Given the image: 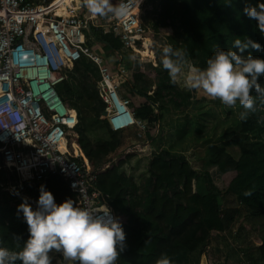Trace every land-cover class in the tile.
Returning <instances> with one entry per match:
<instances>
[{"label":"trees","instance_id":"trees-1","mask_svg":"<svg viewBox=\"0 0 264 264\" xmlns=\"http://www.w3.org/2000/svg\"><path fill=\"white\" fill-rule=\"evenodd\" d=\"M256 2L144 0L142 26L156 35L162 29H171L172 35L164 37V45L180 49L192 68H205L217 48L228 50L237 38L245 40L249 37L259 43L261 51H249L255 57L264 58V35L257 29V21L243 14L245 3L254 6ZM98 17L95 15L94 18ZM99 32L93 29L89 37L102 43L101 54L110 66L112 63L115 68L112 70L123 66L129 72L130 83L125 87L131 95H139L148 101L135 112L147 119L150 126L161 125V115L168 105L179 109L195 106L201 113L207 112L201 100L171 81L160 62L163 53L156 54L157 67L148 65L156 75L152 80L141 71L138 62L137 70L132 72V64L127 61L132 53L125 50L119 40L112 35L101 37ZM93 48L97 50L95 46ZM67 75L68 79L56 87L57 92L78 113L79 146L92 167L100 168L124 146L123 134L112 131L108 122L100 119L105 105L96 88L100 79L98 69L83 59ZM259 83L264 86V76ZM252 95L254 99L257 97L254 91ZM176 134L177 139L151 159L142 196H137L140 189L134 177L128 176L134 155L126 156L97 179L99 190L108 197L116 215L127 221L123 224L126 247L116 264H156L162 254H167L173 264H200L202 251L212 240V234L233 236L243 212L255 229V239L260 241L256 244L249 240V247L255 251L250 253L248 260L253 264H264V103L255 99L254 110L248 111L246 119H234L223 129L218 143H208L202 153V174L185 156L188 151L186 136L179 131ZM132 136L137 138V133L133 131ZM146 139L151 146L158 144L150 133ZM74 151L76 157L83 156L76 145ZM136 165L140 167L139 163ZM226 175H232V179L227 188L220 191L214 177ZM10 182L14 183L2 170L0 239L5 241V247L20 250L28 238V226L22 214L17 217L16 209L25 196L35 204L40 187H29L23 195H14L7 190ZM44 185L58 204L68 198L77 203L62 178L52 177Z\"/></svg>","mask_w":264,"mask_h":264},{"label":"built area","instance_id":"built-area-1","mask_svg":"<svg viewBox=\"0 0 264 264\" xmlns=\"http://www.w3.org/2000/svg\"><path fill=\"white\" fill-rule=\"evenodd\" d=\"M142 3L124 19L112 15L95 19L84 0H71L69 5L65 0H0V171L14 181L9 192L23 195L29 187L38 189L52 177H60L78 206L98 213L110 209L118 217L99 190L97 179L147 144H135L121 156L117 152L95 169L77 138L75 145L83 156L75 157L67 143L78 136L79 116L56 87L85 59L99 71L96 88L105 105L100 119L114 132L135 131V141L145 140L148 133L154 136L148 120L138 116L131 102L121 96L129 72L123 66L113 71L89 37L97 29L144 59L146 41L151 40L142 26ZM62 6L67 14L59 16L57 9ZM150 51L155 55V45ZM55 255L62 260L61 253Z\"/></svg>","mask_w":264,"mask_h":264},{"label":"clouds","instance_id":"clouds-1","mask_svg":"<svg viewBox=\"0 0 264 264\" xmlns=\"http://www.w3.org/2000/svg\"><path fill=\"white\" fill-rule=\"evenodd\" d=\"M84 3L93 15L110 13L124 19L134 7H140L142 0H135V3L133 0H117L116 3L112 0H84ZM243 14L257 21L256 27L264 35V0H257L254 6L245 3ZM250 49L261 51L262 46L247 37L245 40L235 39L228 50L217 48L205 68L191 69L186 83L229 107L238 102L245 109L240 118L246 119L248 111L254 110L255 99L264 103V86L259 83L264 76V58L253 56ZM160 62L175 83L186 59L180 49L168 45L163 48ZM253 91L257 94L255 99ZM39 192L35 208L26 196L17 206V217L22 214L28 226V238L20 250L5 247V241L0 239V264H53L55 253L62 254V260H56V264H116L125 250L126 234L121 220L110 209L98 213L78 206L71 198L58 204L46 185H41ZM12 194L20 195L18 191ZM156 264H173V260L162 254Z\"/></svg>","mask_w":264,"mask_h":264},{"label":"rangeland","instance_id":"rangeland-1","mask_svg":"<svg viewBox=\"0 0 264 264\" xmlns=\"http://www.w3.org/2000/svg\"><path fill=\"white\" fill-rule=\"evenodd\" d=\"M112 2L116 3L117 0H112ZM143 5L144 2L139 10L141 20L145 14ZM170 35H172L171 29H162L159 35H156L152 30L147 31V36H150L151 45H155V55L152 52L148 53L146 51V58L143 57L144 59L141 60L137 56L129 55L127 61L132 64V72L137 70L136 62H138L140 63L141 71L154 80L156 77L155 72L149 69L148 65L150 64L154 68L157 67L156 54L163 53V48L165 47L164 37ZM91 39L93 40V38ZM100 45L102 47L100 41H96L95 39L92 41V46H95L99 52L101 51ZM149 55L151 57H148ZM111 66L113 67L112 69H115L112 63ZM191 69L190 64L184 63L181 66V73L178 74L176 83L181 90L191 92L197 100L203 102L205 105L204 109L207 110L205 114L201 113L195 106L179 109L173 105H168L165 112L161 115V127L159 125H149L151 131L154 133V137H156L158 143L156 146L148 145L149 141L146 138L145 140L135 141L134 135L130 137L132 133H123L124 146L119 150V156L124 155L125 151L134 148L135 144H147L143 150H135L131 154L134 155L133 164L128 167V176L134 177V181L140 189L137 196H142L144 193L145 183L149 178L148 169L151 159L161 150L168 147L170 142L177 139L176 131L186 136L188 151L185 153V156L190 161L192 167L202 174V153L204 148L208 146L209 142L218 143L223 129H226L234 119L240 118V113L245 110L238 102L235 106L229 107L222 104L218 98L209 96L202 89L191 88L186 83L187 75ZM137 91L142 92L141 89H137ZM121 94L131 102L134 110L148 104L145 98L139 95H131L127 87L122 89ZM150 94H153V92ZM155 99L159 102L156 96ZM77 138L78 136L73 137L72 141H77ZM137 163H139L140 167L136 165ZM231 179L232 175L215 176L214 182L218 190L224 191ZM221 202L224 204L223 201ZM31 204L35 206V204ZM248 218V215L243 212L242 218L236 223L233 230V236H230L228 233H213L212 240L202 251L200 264H253L248 260L250 253L255 251L249 247V240H253L256 244H259L260 241L255 239V229L249 224ZM119 219L122 225L127 223L125 217H119ZM53 264H56V262L53 261Z\"/></svg>","mask_w":264,"mask_h":264},{"label":"bare ground","instance_id":"bare-ground-1","mask_svg":"<svg viewBox=\"0 0 264 264\" xmlns=\"http://www.w3.org/2000/svg\"><path fill=\"white\" fill-rule=\"evenodd\" d=\"M143 1V0H142ZM66 4H70V1H66ZM137 13H138V10H137ZM57 14L58 15H61V16H63V15H66L67 14V12L65 11V8H63V6L61 7V8H59V9H57ZM152 43L150 42V41H146V48H147V52L148 53H151V47H152V45H151ZM145 51V52H146ZM144 52V56L146 57L147 55H146V53ZM148 57H151V55H149ZM75 141L73 140L72 142L70 141L69 143H67V149L69 150V151H71V153L76 157V155L74 154V145H75Z\"/></svg>","mask_w":264,"mask_h":264},{"label":"crops","instance_id":"crops-1","mask_svg":"<svg viewBox=\"0 0 264 264\" xmlns=\"http://www.w3.org/2000/svg\"><path fill=\"white\" fill-rule=\"evenodd\" d=\"M111 14L109 13V14H107V15H105V16H101L103 19H105V18H107L108 16H110ZM102 48V47H101ZM129 83H130V80H129ZM129 83L128 84H126V85H129ZM126 85H124V87L126 86ZM123 87V88H124ZM121 96H122V94H121ZM123 97V96H122ZM124 98V97H123ZM125 99V98H124ZM127 100V99H126ZM136 111V110H135ZM125 133H132V132H125ZM123 134V133H122ZM130 137H132V135L130 136ZM132 139V138H131ZM128 156V155H127ZM124 157H126V156H124ZM56 254V253H55ZM58 258L59 257H57V255H55V259L53 260L54 262H56V260H58Z\"/></svg>","mask_w":264,"mask_h":264},{"label":"water","instance_id":"water-1","mask_svg":"<svg viewBox=\"0 0 264 264\" xmlns=\"http://www.w3.org/2000/svg\"><path fill=\"white\" fill-rule=\"evenodd\" d=\"M103 115H105V112L103 113Z\"/></svg>","mask_w":264,"mask_h":264}]
</instances>
